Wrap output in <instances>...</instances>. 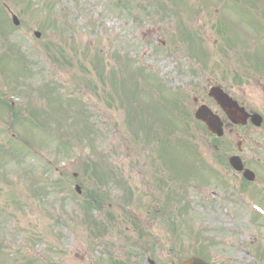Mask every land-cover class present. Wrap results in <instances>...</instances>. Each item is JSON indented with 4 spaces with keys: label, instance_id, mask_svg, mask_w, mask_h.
I'll use <instances>...</instances> for the list:
<instances>
[{
    "label": "rangeland",
    "instance_id": "obj_1",
    "mask_svg": "<svg viewBox=\"0 0 264 264\" xmlns=\"http://www.w3.org/2000/svg\"><path fill=\"white\" fill-rule=\"evenodd\" d=\"M147 1L156 2L157 0ZM177 1L167 0L168 7L164 9L148 4L149 6L135 13L136 18L134 16L133 19L132 17L121 19V9L113 7L118 0H50L49 2L47 0H0V92H2L0 93V264H103L122 259L117 253L122 250L125 243L119 241V235L113 230V208L109 209L106 205L103 208L100 206L99 211H103L107 219L98 217L95 204L86 201L89 191L96 185V171L101 166L96 160L99 157L98 152L101 154L100 158L106 160L109 166H115L119 172L136 173L134 179L141 183L145 179H151L154 182V178L159 175L154 169L155 165L159 164L161 154H156L157 148L148 147L151 141L144 137V130L137 117L158 108L143 93L142 88H147L145 75L137 76L136 86L139 91H126L123 87L126 95L132 97L131 108L128 109L116 103L110 106L107 100H100L99 103L96 99H89L92 92L79 91L77 96L80 99L79 103L67 104L68 119H62L66 116L64 110L53 112L49 117L48 124L54 128L51 132L46 130L44 125L30 121L35 119L42 109L37 107L38 111L33 110L30 105V94L24 96V100L18 99V95L11 96V102L7 95L12 91L13 84H19L22 89L26 87L27 77L35 81L48 79L49 82L55 83L59 87L53 95L61 100H65L64 89L69 93L77 89H85L79 85L85 84L87 79L93 81L92 85L101 82L105 77L112 81L110 72L114 69L118 71L121 67V64L116 63V65L111 60L114 49L125 51L124 54L128 53L127 60L130 62L139 59L135 62L136 68L151 67L158 82H166L170 87L193 83L192 67L177 74L171 69L162 70L161 67H167L163 65L167 62L159 60V52L162 49L160 40L166 36L164 33L174 32L178 35L181 30V37L185 40L182 34L184 30L180 29L182 24L176 18H174L175 21H166L163 14L169 13L173 9L170 3ZM186 1L193 3L191 7L203 6L206 16L210 15L213 6L220 5L219 0H211L213 3L208 6L204 5L205 0ZM227 1V5L231 4V0ZM245 1L248 3L247 0ZM262 1L251 0L250 12L255 14L260 9L263 12ZM52 4H55V7L66 17V24L71 28L69 33H77V43L84 38V46L70 42L71 38L75 37V33L67 34L71 43L69 51H63L61 41L56 39L59 31L54 33L53 29V39L54 37L55 39L50 38L49 31L54 26L48 19L47 5ZM231 5L224 8L219 18L221 19L219 26L216 22L217 15L214 13L213 37H210V28L207 30L203 26L208 18L199 16L196 22L193 20L192 37L185 40L192 43L198 39L201 43L199 50L204 47L211 50V45L221 46L219 35L225 34L230 37L228 38L230 47H224L227 56L216 55L218 50H215L211 60L217 72L223 70V75L238 74L244 68L243 58L238 48H235L236 44L246 46L245 34L261 30L257 27L253 30L245 20L241 22L240 4ZM12 13L20 21L18 26H13L11 22L10 14ZM250 16L252 15L248 14L247 21L251 20ZM158 26H161V35L156 34ZM149 30H153V33L148 34ZM36 31L40 32L39 38L34 36ZM155 36L159 40H154ZM252 41L254 38H251ZM86 46L89 47L88 53L83 49ZM47 47L52 49L51 53ZM189 50L190 53H195L192 48ZM32 51L36 52L37 57L31 56ZM83 52H86V57L82 56ZM181 52L189 54L182 49ZM260 52L264 54V49ZM96 53L103 57L101 60L105 66L106 75L99 76L92 67L95 57L93 55ZM198 58V72L205 73L210 63L207 62L210 58L208 52H200ZM21 59L24 62L31 60L34 65L33 70L26 74L27 77L16 71V62ZM35 60L40 63V66L35 63ZM117 61L120 60L117 59ZM180 62L182 60L178 63ZM194 63H196L195 60ZM50 67H52L53 75ZM25 68L31 69V64L28 63ZM159 71L165 74L166 81ZM205 79L206 77L203 78L204 81ZM100 89L101 86L98 92L103 95ZM157 89L160 88L157 86ZM104 92L108 95L112 93L109 87ZM167 95L171 97L170 92H167ZM117 99L123 103L120 97ZM123 100L125 101L124 96ZM8 104L11 105L12 110L7 109ZM91 104L92 107H89L91 110L88 111L86 106ZM138 104H142L143 107L140 108ZM80 107L89 112L90 118L99 121L100 131L96 130L99 151L95 152L90 146V132L81 130L80 114H75L76 111H74ZM178 119L176 116L174 131L186 129L183 123L177 122ZM120 120H124L128 126L123 131L117 129ZM43 121L47 119L43 118ZM63 123L62 128L60 124ZM59 133H63L64 138L67 136V139L59 137ZM63 140V145H60ZM168 156L169 154L166 158ZM170 159H172L171 156ZM74 172H77L76 177L73 175ZM76 184L81 186L80 195L75 192ZM153 190L155 191V188ZM215 200L219 205L225 204L222 196H218ZM92 205L94 210L89 208ZM225 206L230 207L227 204ZM202 210L204 214L196 217L201 225L221 227L219 230L210 231H223L225 228L223 221H233L234 217L237 219L236 215L220 217L214 212L211 213V208L207 211ZM202 210L199 208L198 212L202 213ZM85 215L89 216L86 219L92 225L93 231L102 235V238L90 232L88 224L83 222ZM168 220L167 217L165 221ZM179 220L180 217L177 215L175 223ZM108 223L113 231L109 241H105L104 236L109 233ZM124 227L125 225L121 224V228ZM167 229L174 230L175 224L169 222ZM242 231L241 229V232L230 238V246H235L234 240H240V245L247 240ZM214 234L229 233L215 232ZM262 236L264 238V234ZM245 243L247 244V241ZM100 245L103 247L100 248ZM97 250L99 253L96 252ZM185 250L188 249L185 248ZM105 251H108V254L103 255ZM237 251L232 250L231 258L225 259L228 261L227 264H241L237 260ZM183 253L167 245L164 247L161 258L151 259L157 264H168L169 260H176L180 255L187 256V253ZM215 262L218 264L217 261ZM145 263L143 258L137 260L136 256L133 264Z\"/></svg>",
    "mask_w": 264,
    "mask_h": 264
},
{
    "label": "water",
    "instance_id": "obj_2",
    "mask_svg": "<svg viewBox=\"0 0 264 264\" xmlns=\"http://www.w3.org/2000/svg\"><path fill=\"white\" fill-rule=\"evenodd\" d=\"M194 263H196V262H194Z\"/></svg>",
    "mask_w": 264,
    "mask_h": 264
}]
</instances>
